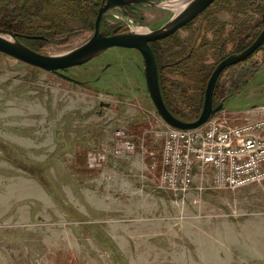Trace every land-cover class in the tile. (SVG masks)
I'll use <instances>...</instances> for the list:
<instances>
[{
	"label": "rangeland",
	"instance_id": "374dc122",
	"mask_svg": "<svg viewBox=\"0 0 264 264\" xmlns=\"http://www.w3.org/2000/svg\"><path fill=\"white\" fill-rule=\"evenodd\" d=\"M174 1L130 4L139 16L132 24L162 27ZM230 2L192 20L187 27L208 16L187 39L178 37L202 81L190 89L198 104L173 92L167 97L182 115H200L219 61L241 51L263 26L264 0ZM100 6L101 0H0V14L25 20L19 30L37 33L0 28L20 33L40 52L63 54L92 37ZM128 6L108 11L101 30L123 31L117 16L132 15ZM210 19L221 21L222 42L213 38ZM168 38L159 52L166 63L180 51ZM248 69L255 76L242 92L214 96L224 108L213 117L234 125L264 116V44L218 81L232 82ZM63 72L77 81L0 51V264H264V180L218 188L211 169L196 166L188 189L172 182L180 177L163 162L170 125L149 94L139 50L113 46ZM172 76L179 81L167 76L168 91L190 86Z\"/></svg>",
	"mask_w": 264,
	"mask_h": 264
},
{
	"label": "water",
	"instance_id": "95a60500",
	"mask_svg": "<svg viewBox=\"0 0 264 264\" xmlns=\"http://www.w3.org/2000/svg\"><path fill=\"white\" fill-rule=\"evenodd\" d=\"M214 1L215 0H189L186 7L181 12L175 14L165 25L157 29H150L146 32H127L108 35L101 30L102 18L108 11L113 8L124 9L130 4L151 2V0H102L95 21L94 34L85 43L71 51L55 55L40 52L21 42L19 40L21 36L20 33L4 28H0V51L33 66L77 81V79L70 77L62 70L84 64L113 46L136 48L143 55L147 89L158 113L172 127L192 129L205 124L217 112L224 108V101L216 106L214 105L215 86L223 70L230 65L245 60L264 44L263 28L257 38L249 46L241 51L228 55L217 64L207 83L202 111L195 120L186 121L174 115L166 105L162 94L159 67L150 42L170 36L182 26L188 24ZM26 37L33 36L26 35Z\"/></svg>",
	"mask_w": 264,
	"mask_h": 264
},
{
	"label": "built area",
	"instance_id": "2783aa9c",
	"mask_svg": "<svg viewBox=\"0 0 264 264\" xmlns=\"http://www.w3.org/2000/svg\"><path fill=\"white\" fill-rule=\"evenodd\" d=\"M165 133L163 162L173 166L172 176L180 178L176 182L173 177L172 182L184 190L192 186L196 166L211 169L218 188H239L264 180V116L234 125L212 117L192 129L168 126ZM122 145L128 150L134 147L128 140Z\"/></svg>",
	"mask_w": 264,
	"mask_h": 264
},
{
	"label": "trees",
	"instance_id": "16d2710c",
	"mask_svg": "<svg viewBox=\"0 0 264 264\" xmlns=\"http://www.w3.org/2000/svg\"><path fill=\"white\" fill-rule=\"evenodd\" d=\"M77 2H81L82 0H75ZM219 2H221V0H216L207 10L206 12H209L214 6H217V4H220ZM225 1H223L224 3ZM232 2V3H231ZM230 4H232L233 7H237V2L236 0H231ZM221 8V6L219 7ZM229 8H231V6H229ZM98 14V9L96 11V15ZM208 19V16L204 19H201V24L204 22V20ZM211 20V21H210ZM210 20H207V24L211 25L212 24V27L214 29V32H216L217 34L216 35H213V38L216 37L217 39L221 38L219 37V32H220V29L222 28L221 26V21L222 20L220 18V20H214V19H210ZM224 23H227L226 20H222ZM27 23L26 21H17L16 18L11 14V13H2L0 14V27H5V28H9V29H13V30H17V31H21L23 32V34H35L37 32L35 31H31V32H27V31H23V30H19V28H24L25 30V27H26ZM264 27V21H263V26L262 28ZM262 28L258 31V33L252 38V40H250V42H248L245 46L241 47L240 49L238 50H242L243 48L247 47L255 38L256 36L259 34V32L262 30ZM199 29V28H198ZM27 32V33H26ZM29 40H34L33 38L32 39H29ZM223 41V40H222ZM220 39H219V42H222ZM33 42V41H32ZM233 42V41H231ZM227 42L225 41L224 43L220 44L218 47L219 48H223L224 49V46ZM166 44L167 45H174V46H182L181 43H179V41L177 39H175L174 37L170 36L167 41H166ZM237 44V42H236ZM239 44H240V41H239ZM31 48H35V46H33L31 44V41L30 43L28 44ZM209 45V44H207ZM206 44L205 45H202V46H207ZM214 47V46H213ZM217 47V46H216ZM236 50V51H238ZM223 51V50H222ZM175 55V54H174ZM173 55V56H174ZM172 56V57H173ZM188 59V58H187ZM187 59H184L183 61H180L179 63H174L172 65H170L171 67H169V69H171L172 67H179L181 69V72L178 74L177 72H173L172 71H166V66H164L162 68V72H161V75H160V82H161V87H162V93H163V97H164V100L166 102V105L168 106V108L172 111V113L174 115H176L177 117L183 119V120H186V121H192L194 119H196L199 115H198V112L197 114L193 115V116H186V115H182L180 114V112H178L175 108V106L169 101V99L167 98L169 95H173L174 93L176 94H180V96L184 95L186 97H188V99L190 100H193L194 99V95H192V93L190 92V89L192 88V85L193 84H196L198 82H202L201 79H200V76H201V73L200 71H198V69H195L193 67V62H191L190 60L188 61ZM172 62H175V61H172ZM168 66V65H167ZM165 69V70H164ZM248 73H244L245 75H241V77H238L235 76L233 78V81L232 82H227L225 84H221L220 81H217L216 83V86H215V90H214V96H223L225 94H227V96L229 95H233V94H237V93H240L243 91V89L249 84V82L254 78L255 76V71L251 70V69H248ZM167 73V75H166ZM175 74V75H180V76H184V80H182V83L183 84H188L190 86H187V88L184 90H181L182 88H179L177 87V89H172L171 90H167V87H165L164 83H166V77L167 76H170L171 77V83L172 84H175L179 81V77L178 78H175L173 77L172 75ZM165 78V79H164ZM181 80V79H180ZM219 80V79H218ZM170 83L169 81L167 82V84ZM171 84V85H172ZM183 87V86H182ZM173 92V94H172ZM190 93V94H189ZM172 97V96H171ZM226 98V97H225ZM196 100V98H195ZM194 101V100H193ZM201 104H200V107H202V103H203V98L200 100ZM199 101H194V103H197L198 104ZM198 111V110H197Z\"/></svg>",
	"mask_w": 264,
	"mask_h": 264
},
{
	"label": "flooded vegetation",
	"instance_id": "af4514ba",
	"mask_svg": "<svg viewBox=\"0 0 264 264\" xmlns=\"http://www.w3.org/2000/svg\"><path fill=\"white\" fill-rule=\"evenodd\" d=\"M216 1V0H215ZM214 1V2H215ZM101 2H102V0H101ZM176 2V1H175ZM178 2H182V0H179ZM213 2V3H214ZM212 3V4H213ZM212 4H210L203 12H201L198 16H196L193 20H196L197 18H200V16H202L204 13H206V10L212 5ZM166 5V4H165ZM136 6L137 5H130V6H128V9L130 10V12L132 13V15H130V14H127V13H125V12H122L123 14V16H117L118 18H121L124 22V24H125V28H124V30L123 31H120V32H107V34L108 35H112V34H116V33H127V32H138V31H136L135 30V28L136 27H138V26H136V25H133L132 23V20L133 19H135L134 21H136L137 20V18L139 17L138 16V12H137V8H136ZM175 8L176 7H174V14L172 15V17L175 15V14H177L178 12L175 10ZM181 11V10H180ZM98 15V14H97ZM104 17V16H103ZM133 17V18H132ZM205 18V17H204ZM204 18H202V19H204ZM220 18H221V16H220ZM103 19V18H102ZM222 19V18H221ZM223 20V19H222ZM192 21V20H191ZM190 21V22H191ZM102 22V21H101ZM190 22L188 23V24H186V25H184V26H182L181 28H179L176 32H174L176 35H174V33L173 34H171L175 39H177L178 40V37H180V36H182V38H184V39H187L190 35H191V32H192V30H194V29H196V28H200V26L202 25L201 24V21H199V22H196L194 25H193V27H187V26H189L190 25ZM141 26V25H140ZM144 27H146V26H144ZM111 29L110 30H112V29H114V27H110ZM148 28V27H147ZM102 29V28H101ZM150 30V29H149ZM186 32V34H184ZM170 35V36H171ZM170 36H168V37H170ZM168 37H166V38H168ZM166 38H163V39H159V40H155V41H151L150 42V45H151V47H152V49H153V51H154V53H155V56H156V59H157V63H158V67H159V79H160V68H163L162 66H164V65H168V66H170V65H172V64H174V63H179L180 61H183L184 59H187L188 57H189V55H190V53H188V54H181L182 53V51H183V49L182 48H180V46H178V48H180V51L178 52V53H176L174 56H173V58H175L176 56H178L179 55V57H178V59L175 61V62H164L163 61V55H162V57H161V55L159 54V52H162V54L165 52L164 50H163V47H165V45H162V44H160V42L161 41H163V40H165ZM257 38V37H256ZM255 38V39H256ZM179 41V40H178ZM175 47H177V46H175ZM136 49V48H135ZM138 50V49H137ZM232 54V53H231ZM230 55V54H229ZM143 56V55H142ZM227 57V56H226ZM225 58V57H224ZM224 58H222V59H224ZM221 59V60H222ZM220 60V61H221ZM219 61V62H220ZM68 69V68H67ZM66 69H64V70H62V71H65ZM160 85H161V82H160ZM161 90H162V87H161ZM214 105L216 106V105H218V104H215L214 103Z\"/></svg>",
	"mask_w": 264,
	"mask_h": 264
},
{
	"label": "bare ground",
	"instance_id": "6f19581e",
	"mask_svg": "<svg viewBox=\"0 0 264 264\" xmlns=\"http://www.w3.org/2000/svg\"><path fill=\"white\" fill-rule=\"evenodd\" d=\"M189 2V0H182V2H178V1H174V4H171V6L176 7L175 10L178 12H181L187 5V3ZM171 3V2H170ZM181 10V11H180ZM178 12V13H179ZM177 13V14H178ZM136 31L138 32H146L149 31V28L147 27H142V26H138L135 28Z\"/></svg>",
	"mask_w": 264,
	"mask_h": 264
}]
</instances>
